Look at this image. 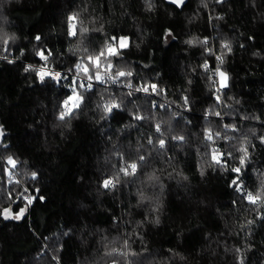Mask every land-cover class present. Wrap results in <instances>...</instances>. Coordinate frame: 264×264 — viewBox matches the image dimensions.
Wrapping results in <instances>:
<instances>
[{
    "label": "trees",
    "instance_id": "obj_1",
    "mask_svg": "<svg viewBox=\"0 0 264 264\" xmlns=\"http://www.w3.org/2000/svg\"><path fill=\"white\" fill-rule=\"evenodd\" d=\"M73 14L77 29H89L83 44L79 35L67 36ZM5 35L15 37L8 51ZM113 36L128 38L121 56L112 58L115 71L133 73L122 80L155 83L163 91L146 95L94 82L81 107L59 120L71 94L69 69L75 72L86 55L70 49L98 52ZM193 38L208 42L185 43ZM40 50H51L47 64L68 80L41 83L34 71H24L27 63L45 64L36 55ZM214 53L223 55L220 69L228 76L220 104ZM0 55L7 57L0 58V264H264V219L257 218L264 207L239 201L229 187L241 144L249 151L247 191L259 189L257 174L264 173V0H185L180 8L165 0H0ZM101 96L114 97L122 110L102 119L96 107ZM153 101L164 107L153 108ZM133 114L146 118L137 121ZM206 128L233 139L206 146ZM160 138L165 149H159ZM212 147L232 152L234 158L225 156L228 171L212 166ZM121 155L129 162L144 155L145 161L135 176L104 189L103 180L123 166ZM9 156L18 162L15 169L6 163ZM152 175L158 180H149ZM23 196L36 197L24 216L4 219V208L17 213L25 207ZM113 247L118 252L105 255Z\"/></svg>",
    "mask_w": 264,
    "mask_h": 264
},
{
    "label": "snow or ice",
    "instance_id": "obj_2",
    "mask_svg": "<svg viewBox=\"0 0 264 264\" xmlns=\"http://www.w3.org/2000/svg\"><path fill=\"white\" fill-rule=\"evenodd\" d=\"M217 3H222L223 0H216ZM171 4L176 5L177 7H180L185 3V0H170ZM149 8H151V4L149 3ZM78 19V14H73L69 15L67 17L68 21V30H67V36L69 38H74L77 37L78 35L81 37L80 43H84V37L85 34L89 33V29L87 27H81L77 29V21ZM211 19V17H210ZM216 19H222V17H216ZM94 31H99L94 30ZM172 34L170 32L166 33V38L171 37ZM35 39L37 41L41 40L40 36H36ZM174 39V37H173ZM15 37H9V36H4L2 38V42L4 45V51H8V45L10 41H14ZM207 39L202 40V41H197L195 38L190 39L185 41L186 44L188 45H194L199 43L200 45H206L207 44ZM128 47V38L127 37H111V42L109 40L104 41V46L100 48L98 52H94L89 54V49L87 47L80 48L77 46L76 49H70V51L75 54L76 51H82L86 55L83 56L82 58L78 59L77 62L74 65L75 69V76L71 78V84H70V90L71 94L67 96V98L62 102V108L63 110L59 113L58 119L61 121H64L66 117H70L76 109H79L81 107V104L85 100L84 93L88 92L91 93L94 91V82L101 84V85H106L107 83L111 82L112 85H117L119 87H124L128 89H133L134 91L139 93H145L146 95H158L159 92L163 91V89L158 90V85L155 83H144L139 86H134L133 82L131 79L127 80L125 83L122 78L126 77H132L133 73L131 71H124V70H119L115 71L116 65L113 63L112 58H117L121 56V51L125 48ZM221 47L223 49H226L227 52H231L232 48L228 42H223L221 44ZM243 47V45H241ZM206 52L211 55L212 50L211 49H206ZM24 53L21 52V55ZM36 55L39 57L41 61H44L45 64L38 69L34 68L32 65H27L24 68L25 72H30L34 71L36 73L37 78L41 83L45 81L46 77H50L52 80L56 81L58 84L60 83L61 80H68L69 77L66 75H62L61 72L55 71L53 72L50 68L47 66V61L50 56H52L51 50L47 51V54H45V50H40L36 52ZM2 59H7V57H0ZM216 60L218 61L217 67L213 75L219 77V86L215 88V100L217 104L221 103V95L222 89H226L228 87V76L225 72L221 71L220 65L224 63V57L223 55H218L216 56ZM9 64H12V60L7 61ZM202 68L207 72L210 70L209 68V63L205 61V63L202 65ZM69 71H73V69H69ZM114 73V74H113ZM208 79L212 82V85L215 86L217 81L213 80V76L210 75ZM107 90V89H106ZM128 96H132L133 92L129 91L127 93ZM101 101L103 103H97L96 107L100 109L104 115L101 117L102 119H108L110 114L113 113V110H122L121 109V104L117 103L115 98H110L108 100H105L103 96H101ZM189 103L188 97H184V105L187 106ZM153 108L160 107L163 108L164 105H157L156 101L152 102ZM210 113H206L205 118L207 119V116ZM215 116L222 118V114L220 112H215ZM173 117H176L179 115L177 112H173ZM132 118L134 120L140 121L145 119L146 117L140 116V115H132ZM244 119H248L247 117H244ZM258 119V118H257ZM224 128L231 129L232 131H236L235 125H229L225 124ZM155 132L156 133H161V126L160 124H156L155 126ZM3 131L0 130V137H2ZM223 138L225 140H231L233 139L232 137H228L227 135H224L221 137V132L216 131L213 133V130L210 128L204 129V140L207 142L206 146H211L216 143L217 139ZM173 140L177 142H183L184 137L183 136H174L172 137ZM148 144L154 145V141L152 136H149ZM260 143L264 144V137H260ZM155 146V145H154ZM158 146L159 149H165L166 147V139L160 138L158 140ZM4 147H7L5 145ZM238 151L242 153L239 157V166L238 167H232L230 169L231 173L234 174V177L231 180V183L229 185L230 188L234 190L235 193L238 194L239 201L244 202L246 201L247 204L255 206L257 209L260 207H264V173L257 174V179L259 180L260 187L257 191L252 192V191H247L246 185L244 183V175H246L245 172V165L248 162L249 158V151L248 148L245 146V144H241L239 147ZM225 156L228 158H234L232 152L224 153L221 152L218 148L212 147L211 148V164L212 166H220L223 170L228 171V166H227V160L225 159ZM119 159L124 162L123 166L118 167V172L115 176L112 177H107L103 180V188L104 189H109V188H115L116 185L120 182V180L123 177H132L135 176L138 172V169L140 168L142 162L145 161V156L140 155L137 160L134 161H127L124 156H120ZM7 165L11 169H15L17 166V161L13 159L11 156L7 158ZM4 173L9 175V182H13L12 180V173L9 171V168H4L3 169ZM122 174V176L120 175ZM203 171H201V175H203ZM37 177L36 172L31 173V178L35 180ZM186 179V177H185ZM149 180H158V177L152 175L149 176ZM16 183H19V181H15ZM25 192H28V189H24ZM36 192L39 193V189H36ZM41 200L44 198L41 196L39 197ZM139 198L140 200L146 199L144 196L143 192L139 193ZM9 199L11 200V193L9 194ZM23 199L26 201V205L23 208H20V211L13 215V211L11 206L6 207L3 209V218L4 219H15V220H20L23 216L24 213L27 210V206L31 205L33 201L36 199L35 196H23ZM15 203V200L12 201ZM235 203V201H234ZM259 219H264V215H258ZM247 223L250 225L253 223L252 220L247 221ZM127 241H124L125 246H127ZM239 251V249H237ZM118 249L113 247L110 252H106L105 255L111 256L114 253H117ZM55 258V257H54ZM240 264H243V260L240 261Z\"/></svg>",
    "mask_w": 264,
    "mask_h": 264
},
{
    "label": "built area",
    "instance_id": "obj_3",
    "mask_svg": "<svg viewBox=\"0 0 264 264\" xmlns=\"http://www.w3.org/2000/svg\"><path fill=\"white\" fill-rule=\"evenodd\" d=\"M109 42H111V41H109ZM216 56H218L216 53H214V57H215V59H216ZM0 57H3V56H1L0 55ZM27 65H32L31 63H27ZM44 64H40V65H32L34 68H36V69H38L39 67H41V66H43ZM47 66H48V68H50L53 72H55V71H59V72H61L62 73V75H64L65 74V71H63V70H60V69H56V68H54V67H52V66H50V65H48L47 64ZM216 67L217 66H215V67H213L212 68V74L215 72V70H216ZM36 74V73H35ZM70 74H72L73 76H75V72H70ZM215 76V75H214ZM216 77V79L218 78L217 76H215ZM46 78H50V77H46ZM51 79V78H50ZM141 84H144L143 82H141V81H138L136 84H134V86H139V85H141ZM104 86H106V87H118L117 85H112L111 84V82H109V83H107L106 85H104ZM132 90H134V88L132 89ZM158 90H159V88H158ZM162 92V91H161ZM159 95V94H158Z\"/></svg>",
    "mask_w": 264,
    "mask_h": 264
},
{
    "label": "water",
    "instance_id": "obj_4",
    "mask_svg": "<svg viewBox=\"0 0 264 264\" xmlns=\"http://www.w3.org/2000/svg\"><path fill=\"white\" fill-rule=\"evenodd\" d=\"M165 1L168 2V3H170V0H165ZM181 6H182V5H181ZM181 6H180V7H181ZM180 7H178V8H180Z\"/></svg>",
    "mask_w": 264,
    "mask_h": 264
},
{
    "label": "rangeland",
    "instance_id": "obj_5",
    "mask_svg": "<svg viewBox=\"0 0 264 264\" xmlns=\"http://www.w3.org/2000/svg\"><path fill=\"white\" fill-rule=\"evenodd\" d=\"M217 80H218V83H219V77H218V79H217ZM17 213H18V212H17ZM15 214H16V213H13V215H15Z\"/></svg>",
    "mask_w": 264,
    "mask_h": 264
}]
</instances>
